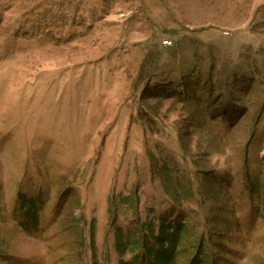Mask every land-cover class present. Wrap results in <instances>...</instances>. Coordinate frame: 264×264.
<instances>
[{"label": "rangeland", "instance_id": "374dc122", "mask_svg": "<svg viewBox=\"0 0 264 264\" xmlns=\"http://www.w3.org/2000/svg\"><path fill=\"white\" fill-rule=\"evenodd\" d=\"M166 213L176 264H264V0H0V264Z\"/></svg>", "mask_w": 264, "mask_h": 264}, {"label": "trees", "instance_id": "16d2710c", "mask_svg": "<svg viewBox=\"0 0 264 264\" xmlns=\"http://www.w3.org/2000/svg\"><path fill=\"white\" fill-rule=\"evenodd\" d=\"M174 217L166 213L157 225L154 220L144 223V236L135 242L125 243L120 235L117 242L120 256L123 257L127 250L133 254L130 261L122 260L120 264H176L186 226Z\"/></svg>", "mask_w": 264, "mask_h": 264}, {"label": "built area", "instance_id": "2783aa9c", "mask_svg": "<svg viewBox=\"0 0 264 264\" xmlns=\"http://www.w3.org/2000/svg\"><path fill=\"white\" fill-rule=\"evenodd\" d=\"M172 41H170V40H165L164 42H163V45L165 46V47H170V46H172Z\"/></svg>", "mask_w": 264, "mask_h": 264}]
</instances>
